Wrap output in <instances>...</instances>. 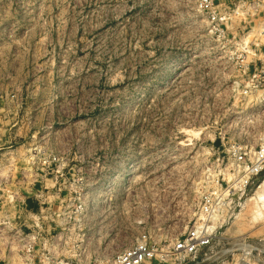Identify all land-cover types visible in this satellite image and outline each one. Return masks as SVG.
<instances>
[{"label": "rangeland", "instance_id": "obj_1", "mask_svg": "<svg viewBox=\"0 0 264 264\" xmlns=\"http://www.w3.org/2000/svg\"><path fill=\"white\" fill-rule=\"evenodd\" d=\"M198 2L0 0V264H106L143 233L167 247L232 181V145L260 146L238 57L264 14L214 31ZM263 181L213 218L202 264L263 249Z\"/></svg>", "mask_w": 264, "mask_h": 264}, {"label": "built area", "instance_id": "obj_2", "mask_svg": "<svg viewBox=\"0 0 264 264\" xmlns=\"http://www.w3.org/2000/svg\"><path fill=\"white\" fill-rule=\"evenodd\" d=\"M199 10L205 15L214 31L228 24L232 17H257L264 14V0H199ZM264 22V18H262ZM259 37L254 47L246 46L239 52L238 64L243 67L239 77V95L243 100H252L258 111L264 113V26L258 30ZM259 42V43H258ZM258 43V44H257ZM232 181L208 192L201 203L204 218L187 233L167 247L152 240L149 233H143L135 243L120 252L106 264H150L172 262L173 264H202L214 253L216 227L214 217L231 207L232 196L244 195L252 180L264 172V140L258 147L234 143L230 151ZM27 243V242H26ZM231 247L223 248L216 264H264L263 249L252 247L245 241H236ZM26 247V246H25ZM27 253L31 252L26 247ZM257 252V255H255ZM255 255V256H254ZM61 264H78L69 261Z\"/></svg>", "mask_w": 264, "mask_h": 264}, {"label": "bare ground", "instance_id": "obj_3", "mask_svg": "<svg viewBox=\"0 0 264 264\" xmlns=\"http://www.w3.org/2000/svg\"><path fill=\"white\" fill-rule=\"evenodd\" d=\"M260 190H262L261 191L262 193L258 197H259L260 201H264V181L262 182V184L260 186Z\"/></svg>", "mask_w": 264, "mask_h": 264}]
</instances>
